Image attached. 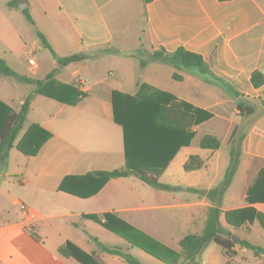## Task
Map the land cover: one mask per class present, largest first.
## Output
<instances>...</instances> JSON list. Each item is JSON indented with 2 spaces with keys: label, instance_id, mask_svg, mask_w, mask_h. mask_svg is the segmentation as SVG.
<instances>
[{
  "label": "crops",
  "instance_id": "1",
  "mask_svg": "<svg viewBox=\"0 0 264 264\" xmlns=\"http://www.w3.org/2000/svg\"><path fill=\"white\" fill-rule=\"evenodd\" d=\"M10 1L0 0V58L16 73L44 80L59 67L54 53L91 57L61 67L35 94L7 166L0 168V264H84L61 254L60 247L72 242L86 253H100L94 239L146 263H173V258L163 260L132 244L131 240L148 242L145 235L180 254L176 264H184L180 241L202 232L213 206L206 195L190 189L209 191L224 179L237 127L233 116L243 114L253 122L243 136L240 162L222 209L233 237L264 248L259 219L234 224L238 210L248 206L264 215V202L247 201V190L264 167V84L255 86L251 80L255 71L264 75V0H26L23 9L18 0L13 6ZM142 44L169 52L184 47L200 54L209 72L178 70L155 61L141 68L136 53ZM105 49L115 52H100ZM175 72L181 80L174 79ZM142 84L213 115L192 128L193 139L161 175V183L178 187L173 191L156 193L136 176L104 184L87 177L125 166L124 131L114 119L112 94L135 95ZM10 86L17 96L3 92ZM35 92V84L0 75V101L9 108L18 110ZM5 114L2 111L0 122ZM35 125L50 137L32 155L18 144L34 126L30 133L36 136L27 137L29 133L22 141L26 151L33 149L43 134ZM207 134L221 141L219 149L201 147ZM192 155L205 165L186 171L184 164ZM105 214L124 234L86 217L97 215L106 222ZM235 251L227 256L220 245L211 243L199 261L264 264V254L257 256L240 245ZM100 254L104 264H128L120 256Z\"/></svg>",
  "mask_w": 264,
  "mask_h": 264
},
{
  "label": "trees",
  "instance_id": "2",
  "mask_svg": "<svg viewBox=\"0 0 264 264\" xmlns=\"http://www.w3.org/2000/svg\"><path fill=\"white\" fill-rule=\"evenodd\" d=\"M16 3L17 0H12L9 2V5L13 6ZM24 13L28 20L33 22L28 9H25ZM39 36L43 40L44 45L52 50L44 35L39 33ZM100 52H115V50L105 49ZM54 56L58 61L59 67L49 73L44 80L20 75L10 68L5 60L0 58V75L12 77L23 83L36 85V92L30 94L18 110L9 108L0 101V115L2 111L6 113L3 122H0V168L2 169L6 168L9 153L15 146V142L24 128L35 94L40 91L47 80L56 75L61 67L91 57V55L86 53H76L65 57H59L54 53ZM136 56L139 58L141 68L155 61L169 64L178 70L199 68L205 72H209L203 57L184 47L169 52L164 48L148 50L142 44ZM173 77L176 80L182 79V76L178 72H175ZM251 80L255 86H261L264 84V75L261 71H255L251 76ZM112 97L114 119L123 127L124 131L126 164L123 168L113 171L89 173L87 177L100 179V183L104 184L113 178L136 176L150 186L169 190L177 189L178 187L162 184L160 177L178 150L182 146L188 145L193 139L195 134L192 128L210 119L213 116L212 113L195 107L186 101L178 100L172 94L144 84L141 85L139 92L135 95L114 91ZM262 103L264 106V100ZM239 107L243 110L241 104H239ZM30 128L32 130L34 126ZM35 128H39V131L43 134L38 141H35L31 151H26L22 142L30 133V130H28L18 144L19 149L32 155L36 154L43 142L50 137L48 131H44L38 125H35ZM237 132L238 128L236 127L230 140V164L225 172L224 179L209 191L190 189L206 195L213 202V206L209 210L207 222L202 232L199 234H188L180 241L184 264H200V254L211 243L220 245L227 256L235 254L236 245L253 250L257 256L264 254V248L254 245L247 240L233 237V233L227 228V223L229 222L228 217L222 209L223 197L233 180L240 162L243 135L238 136ZM33 135L36 136V132L35 134L31 132L27 137H32ZM200 145L205 149L217 150L221 146V141L216 136L207 134L201 138ZM204 165L205 161L202 158L197 155H192L184 164V168L186 171H194L202 168ZM247 201L249 204L264 202V167L259 172L255 182L248 188ZM237 215L234 223L236 226H240L246 222L252 223L255 219H259L264 227V215L252 206L238 210ZM104 216L107 218L106 222H103L97 215H86V217L96 220L108 229L119 234H124L121 230L114 228L109 223V214H105ZM130 228L133 227L130 226ZM33 235L35 236V234ZM144 238L148 242H144L143 244L132 240L131 242L133 245L144 249L153 256L163 260L173 258V263L171 264L178 263L181 258L180 254L175 253L161 243L153 241L147 235ZM94 240L100 247V253L120 256L128 264H143L134 255L119 247H110L100 243L97 239ZM60 253L68 257L73 256L84 264H104L100 253L96 251L86 253L72 242H67L61 246Z\"/></svg>",
  "mask_w": 264,
  "mask_h": 264
},
{
  "label": "rangeland",
  "instance_id": "3",
  "mask_svg": "<svg viewBox=\"0 0 264 264\" xmlns=\"http://www.w3.org/2000/svg\"><path fill=\"white\" fill-rule=\"evenodd\" d=\"M109 62H106L105 64H108ZM139 73H140V70L138 69ZM23 85H26V84H23ZM29 86V85H28ZM32 88H34V86H30ZM14 88L13 86H10V87H4L3 88V92H10L12 94H14L15 96H17L16 93H14ZM235 117L236 121H235V126H237L238 128V132H237V135L238 136H244V134L250 129L251 125H252V120H251V117L246 115V114H243V115H240V116H233ZM231 146V144H230ZM166 180H163L162 182H165ZM163 184V183H162ZM148 189L152 190V191H155L156 193H162L163 191H173V190H169V189H162V188H158V187H154V186H147ZM168 193V192H167ZM159 198V196H157ZM168 197H171V194L170 196ZM136 254L138 255H145V258H148V257H151L149 256L148 254H144V252H140L139 250H136L135 252ZM135 256V255H134ZM136 257V256H135ZM137 258V257H136ZM148 259H152V258H148ZM139 260V259H138ZM140 262H142L143 264H150L149 262L146 263V261H142V260H139ZM154 261L155 263L157 264H160V262H157V260H152Z\"/></svg>",
  "mask_w": 264,
  "mask_h": 264
},
{
  "label": "water",
  "instance_id": "4",
  "mask_svg": "<svg viewBox=\"0 0 264 264\" xmlns=\"http://www.w3.org/2000/svg\"><path fill=\"white\" fill-rule=\"evenodd\" d=\"M25 1H26V0H18V2H19V6H20L21 9H23V8L26 7Z\"/></svg>",
  "mask_w": 264,
  "mask_h": 264
},
{
  "label": "built area",
  "instance_id": "5",
  "mask_svg": "<svg viewBox=\"0 0 264 264\" xmlns=\"http://www.w3.org/2000/svg\"><path fill=\"white\" fill-rule=\"evenodd\" d=\"M79 83H80L81 86L84 85V81H83V80H80ZM22 208H23V209H26V206H25V205H22Z\"/></svg>",
  "mask_w": 264,
  "mask_h": 264
}]
</instances>
